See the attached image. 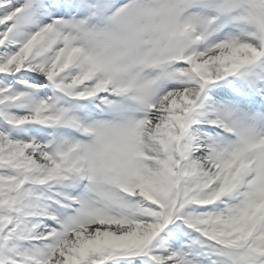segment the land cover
<instances>
[{
	"label": "snow or ice",
	"instance_id": "snow-or-ice-1",
	"mask_svg": "<svg viewBox=\"0 0 264 264\" xmlns=\"http://www.w3.org/2000/svg\"><path fill=\"white\" fill-rule=\"evenodd\" d=\"M0 264H264V0H0Z\"/></svg>",
	"mask_w": 264,
	"mask_h": 264
}]
</instances>
